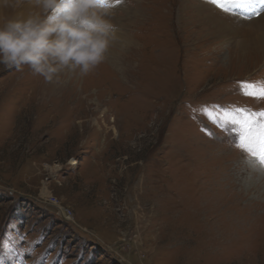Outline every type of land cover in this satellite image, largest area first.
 I'll return each instance as SVG.
<instances>
[{
    "label": "rangeland",
    "instance_id": "374dc122",
    "mask_svg": "<svg viewBox=\"0 0 264 264\" xmlns=\"http://www.w3.org/2000/svg\"><path fill=\"white\" fill-rule=\"evenodd\" d=\"M125 3L86 76L0 65V264H264V170L222 121L264 111L262 31L240 60L202 8L247 4Z\"/></svg>",
    "mask_w": 264,
    "mask_h": 264
},
{
    "label": "clouds",
    "instance_id": "9594fccd",
    "mask_svg": "<svg viewBox=\"0 0 264 264\" xmlns=\"http://www.w3.org/2000/svg\"><path fill=\"white\" fill-rule=\"evenodd\" d=\"M118 39L112 0H0V65L47 82L88 75Z\"/></svg>",
    "mask_w": 264,
    "mask_h": 264
},
{
    "label": "snow or ice",
    "instance_id": "6c2138e0",
    "mask_svg": "<svg viewBox=\"0 0 264 264\" xmlns=\"http://www.w3.org/2000/svg\"><path fill=\"white\" fill-rule=\"evenodd\" d=\"M121 0H115L119 4ZM213 5L218 6L223 11H230L229 5L232 4H254L256 0H210ZM261 5H264V0H259ZM261 15V10H254L250 13L251 16ZM242 90L245 95L264 99V85L257 86L255 84L242 83ZM240 115L237 116L230 111H225L222 121L225 127L229 124L234 129L238 130V137L235 146L248 154L249 163L253 166H259L264 170V111L253 113L249 109H238ZM209 117L215 121V117L209 113ZM11 227H15L14 225ZM7 239V237H6ZM10 243V241H9ZM0 246H7L0 242Z\"/></svg>",
    "mask_w": 264,
    "mask_h": 264
},
{
    "label": "bare ground",
    "instance_id": "6f19581e",
    "mask_svg": "<svg viewBox=\"0 0 264 264\" xmlns=\"http://www.w3.org/2000/svg\"><path fill=\"white\" fill-rule=\"evenodd\" d=\"M115 1V0H114ZM124 2H120L126 11L128 12H131L132 10L130 9V7L128 5H126L125 3V0H122ZM259 2V1H258ZM114 6V5H113ZM233 7H236V5H233ZM256 7V2L254 4H251V5H246L245 6V12L247 14L249 13H252V11L254 10L253 8ZM203 9V14L206 15V17L208 19H211L215 25H217L218 27V36L220 37H225V36H229V37H235L236 35H238L240 37L239 39V46L236 47L234 46L235 48H237V50L239 51H235V54H236V57L240 58V60L242 58H246L247 55L249 54H252V55H257L256 52L259 53L258 50L254 49L255 51L253 50H250L248 53H244L243 54V51L245 48H247V46L249 45L250 43V40L248 39V37L250 39L253 40V33L255 31H262L263 35H262V40L264 42V16H261L259 19L257 20H254V19H251V18H248V17H238V16H234L232 15V17H229V16H226L224 15L220 9L216 8V7H213L211 5H207L206 7L202 8ZM258 10H261V12L264 10V8L262 7V5L259 3V9ZM208 12L212 13V15L214 17H212ZM114 13V12H113ZM257 16V17H259ZM254 42V40H253ZM255 43V42H254ZM257 44V43H256ZM129 45V42H125L123 41L122 43V46L125 47ZM264 53V52H262ZM251 60H253V57L250 56ZM262 59V58H261ZM112 60V59H111ZM114 63H116L117 65H121L123 66V62L118 58L116 57L115 60L113 59L112 60ZM257 65V63H256ZM85 79V78H84ZM53 82V81H52ZM51 83V82H50ZM78 83V82H77ZM86 83V82H85ZM22 84V83H21ZM53 84V83H51ZM76 84V83H75ZM89 84V83H88ZM93 84V83H92ZM24 86V85H23ZM83 87V86H82ZM27 88V87H26ZM89 95V94H88ZM29 100V99H28ZM106 110H104L103 112H105ZM73 163H76V161H72ZM72 164V163H71ZM52 171V170H51ZM149 190V189H148ZM146 193V192H145ZM151 193V192H150ZM142 194V193H141ZM144 195V194H143ZM163 203V202H162ZM176 204V203H175ZM179 205V203H178ZM156 206V205H155ZM170 207V206H169ZM173 207H176V206H173ZM172 209V208H171ZM171 213V212H170ZM166 214V213H165ZM67 218H69L67 215H66ZM70 219V218H69ZM155 219V218H154ZM162 226V225H161ZM183 226V225H182ZM165 227V226H164ZM175 234V233H174ZM160 235V234H159ZM146 236V235H145ZM148 237V236H147ZM176 238V237H175ZM154 241V240H153ZM182 242H180L181 244ZM176 246V245H174ZM167 247V246H166ZM133 248V247H132ZM163 248V247H162ZM142 249V248H141ZM136 256V254L134 255Z\"/></svg>",
    "mask_w": 264,
    "mask_h": 264
},
{
    "label": "built area",
    "instance_id": "2783aa9c",
    "mask_svg": "<svg viewBox=\"0 0 264 264\" xmlns=\"http://www.w3.org/2000/svg\"><path fill=\"white\" fill-rule=\"evenodd\" d=\"M51 201L53 202V204H56V203L58 202V199L55 198V197H53V198L51 199ZM65 214H66V215H69L70 213H68V212L65 210V211L63 212L62 215H63L64 217H66ZM69 217H70V216H69ZM66 218H67V217H66Z\"/></svg>",
    "mask_w": 264,
    "mask_h": 264
}]
</instances>
